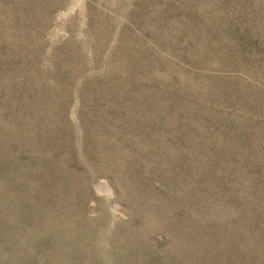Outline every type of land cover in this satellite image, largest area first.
<instances>
[{
	"label": "rangeland",
	"instance_id": "374dc122",
	"mask_svg": "<svg viewBox=\"0 0 264 264\" xmlns=\"http://www.w3.org/2000/svg\"><path fill=\"white\" fill-rule=\"evenodd\" d=\"M0 264H264V0H0Z\"/></svg>",
	"mask_w": 264,
	"mask_h": 264
}]
</instances>
